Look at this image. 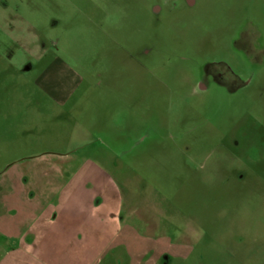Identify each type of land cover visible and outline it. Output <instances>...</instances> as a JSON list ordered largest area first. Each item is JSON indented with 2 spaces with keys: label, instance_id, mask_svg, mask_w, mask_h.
Returning <instances> with one entry per match:
<instances>
[{
  "label": "rangeland",
  "instance_id": "rangeland-1",
  "mask_svg": "<svg viewBox=\"0 0 264 264\" xmlns=\"http://www.w3.org/2000/svg\"><path fill=\"white\" fill-rule=\"evenodd\" d=\"M0 20L1 230L90 158L124 196L102 264H264V0H0Z\"/></svg>",
  "mask_w": 264,
  "mask_h": 264
},
{
  "label": "crops",
  "instance_id": "crops-1",
  "mask_svg": "<svg viewBox=\"0 0 264 264\" xmlns=\"http://www.w3.org/2000/svg\"><path fill=\"white\" fill-rule=\"evenodd\" d=\"M2 22V29L15 31L16 24ZM32 27L37 30L28 23L16 39L25 52L44 58L51 52L52 42L41 31L32 35ZM52 169L71 174L58 179L56 201L48 200L35 211L24 232L0 229V249L9 244L0 264H102L123 248L118 241L124 229V196L112 168L90 158H73L66 165L53 164ZM160 262L159 257L156 263Z\"/></svg>",
  "mask_w": 264,
  "mask_h": 264
}]
</instances>
